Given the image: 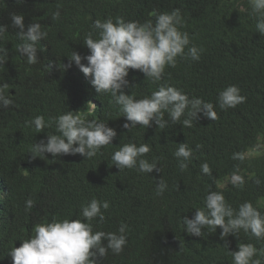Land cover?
Segmentation results:
<instances>
[{
    "label": "trees",
    "instance_id": "trees-1",
    "mask_svg": "<svg viewBox=\"0 0 264 264\" xmlns=\"http://www.w3.org/2000/svg\"><path fill=\"white\" fill-rule=\"evenodd\" d=\"M174 9L184 19L181 30L204 49L200 59L177 57L176 66H167L157 82L130 69V87L124 91L139 99L167 83L189 98L213 103L217 119L201 113L192 127L169 122L160 129L153 121L151 127L137 125L129 131L111 94L98 95L91 78L74 62L64 65L73 51L90 54L83 41L94 31L96 19L123 17L126 22L144 23ZM57 10L60 18L53 20ZM13 13L23 15L26 28L39 23L47 31L37 45L35 64H28L15 49L21 41L19 29L12 25ZM0 25L7 26L0 46L8 50V60L0 67V85L8 84L6 94L14 101L7 108L0 106V264H13L9 251L33 235L36 224L53 217L74 219L93 197L110 204L102 209L104 222L98 217L92 221L94 231L118 232L121 223L128 225L123 251L115 254L108 249L100 264H232L230 250H238L240 243L264 249V240L243 230L221 239L217 226L215 232L205 228L198 237L183 224L185 216L192 218L197 208L204 207L209 191L222 192L236 209L250 201L264 214V35L256 30L248 0H0ZM230 85L238 86L246 100L221 110L219 93ZM77 110L113 127L117 136L112 144L91 159L50 153L33 159L29 151L34 142L56 134L55 118ZM38 115L50 126L36 133L26 122ZM129 142L148 143L151 151L146 158H158L161 172L119 171L112 165L114 151ZM184 142L194 151L188 168L181 171L173 153ZM236 152L244 153L245 160L232 159ZM205 162L211 177L201 171ZM236 166L244 177L243 187L231 183ZM161 176L168 187L156 195ZM29 197L34 206L26 211ZM260 259L264 264V257Z\"/></svg>",
    "mask_w": 264,
    "mask_h": 264
},
{
    "label": "clouds",
    "instance_id": "clouds-1",
    "mask_svg": "<svg viewBox=\"0 0 264 264\" xmlns=\"http://www.w3.org/2000/svg\"><path fill=\"white\" fill-rule=\"evenodd\" d=\"M23 2V0H18ZM250 15L256 19V30L264 35V0H248ZM60 18V11L52 14L53 20ZM12 25L19 29L17 36L21 43L15 46L16 51L26 57L28 64L38 62V43L47 37V31L42 30L39 23L25 27L24 17L13 13ZM84 44L90 54L82 56L73 51L65 68L73 62L86 77L96 93H110L113 101L120 106L126 122L123 124L129 131L137 125L145 129L151 127V122L160 129L166 125L182 124L192 127L193 121L200 119L199 114L215 120L217 112L214 104L202 98L192 97L175 86L163 83L158 90L150 95L137 99L135 93L126 94L125 88L130 87L127 76L129 70H139L146 79L153 82L161 81L167 66L175 67L177 57L199 60L204 49L192 43L187 31H182L184 19L179 9L171 12L158 13L155 20L144 23L125 21L123 17L96 19ZM7 26L0 25V40L4 39ZM187 49V51H185ZM8 60V50L0 46V67ZM86 60L87 63H82ZM133 87V86H131ZM8 84L0 85V106L7 108L14 104L11 95H7ZM241 89L236 85L227 86L220 91L218 105L221 110L234 108L245 102ZM167 113L168 119H165ZM184 119L181 121V118ZM26 124L34 127L36 133L44 131L50 125L42 115L35 116ZM56 134H47V138L34 142L30 153L32 158L45 157L46 153L57 155L80 154L85 159L96 156L117 136V131L109 127L103 120H89L86 114L77 111H67L55 118ZM197 145L196 148H199ZM151 151L148 143L137 145L135 142L124 143L111 156L112 165L119 171L136 169L141 173H159L158 158L151 161L146 154ZM193 148L186 142L180 143L173 155L179 161V168L184 171L193 158ZM242 152L233 153L232 159L245 160ZM111 166V165H110ZM203 174L211 177L212 169L207 162L201 165ZM239 173V167L231 176L235 187H243L245 180ZM259 182V181H257ZM167 182L162 176L157 180L156 195H163ZM34 206V200L29 197L25 202V210ZM108 201L93 197L90 202L82 204L81 215L73 218L53 217L51 222L39 223L34 226L33 235L21 240L19 247H13L9 254L13 264H100L101 258L107 255L108 249L119 254L127 244L126 230L128 225L121 223L118 232L94 231L92 221L99 218L104 222L102 209H109ZM183 224L190 235L203 236V230L209 228L216 231L220 227L221 239L229 234L238 235L240 230L250 233L257 240H264V214L252 202L246 201L238 209L227 202L224 194L209 191L205 197L204 207L197 208L192 218L184 217ZM106 241V244L103 243ZM227 246V244H226ZM228 247V246H227ZM232 264H262L264 249H257L252 243H240L238 250L231 249ZM254 257H256L254 259Z\"/></svg>",
    "mask_w": 264,
    "mask_h": 264
}]
</instances>
